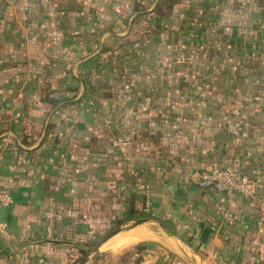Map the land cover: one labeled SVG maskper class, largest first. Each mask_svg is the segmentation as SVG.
<instances>
[{"label":"crops","instance_id":"crops-1","mask_svg":"<svg viewBox=\"0 0 264 264\" xmlns=\"http://www.w3.org/2000/svg\"><path fill=\"white\" fill-rule=\"evenodd\" d=\"M0 189V264H264V0H0Z\"/></svg>","mask_w":264,"mask_h":264},{"label":"built area","instance_id":"built-area-1","mask_svg":"<svg viewBox=\"0 0 264 264\" xmlns=\"http://www.w3.org/2000/svg\"><path fill=\"white\" fill-rule=\"evenodd\" d=\"M187 180L199 187L209 188L225 196L238 195L251 198L260 186V179L247 172H240L230 167H214L210 171L193 170ZM12 201L10 194L5 189H0V204L8 205ZM6 225L0 221V232Z\"/></svg>","mask_w":264,"mask_h":264},{"label":"water","instance_id":"water-1","mask_svg":"<svg viewBox=\"0 0 264 264\" xmlns=\"http://www.w3.org/2000/svg\"><path fill=\"white\" fill-rule=\"evenodd\" d=\"M141 220H134L132 225L140 222ZM122 228L117 226L110 231H108L102 238H100L97 242H95L91 247L85 250L80 256L72 262V264H84L89 258H93L98 253L99 248L115 233H117Z\"/></svg>","mask_w":264,"mask_h":264},{"label":"rangeland","instance_id":"rangeland-1","mask_svg":"<svg viewBox=\"0 0 264 264\" xmlns=\"http://www.w3.org/2000/svg\"><path fill=\"white\" fill-rule=\"evenodd\" d=\"M216 167H222V166H216ZM237 170V169H236ZM239 171V170H238ZM123 231H126V228H123V229H121L119 232H118V234H120L121 232H123ZM134 233H136V232H134ZM134 233H132V234H134ZM131 233L128 235L129 237L132 235ZM128 238V237H127ZM135 240V239H134ZM122 242V241H121ZM75 261V260H74ZM221 264H233L232 262H225V263H223L222 261H219Z\"/></svg>","mask_w":264,"mask_h":264},{"label":"trees","instance_id":"trees-1","mask_svg":"<svg viewBox=\"0 0 264 264\" xmlns=\"http://www.w3.org/2000/svg\"><path fill=\"white\" fill-rule=\"evenodd\" d=\"M146 246V244L144 242H139L137 243L134 248L135 249H140V248H144Z\"/></svg>","mask_w":264,"mask_h":264},{"label":"bare ground","instance_id":"bare-ground-1","mask_svg":"<svg viewBox=\"0 0 264 264\" xmlns=\"http://www.w3.org/2000/svg\"><path fill=\"white\" fill-rule=\"evenodd\" d=\"M119 231H120V230H119ZM119 231H118V232H119ZM85 263H86V262H85Z\"/></svg>","mask_w":264,"mask_h":264}]
</instances>
